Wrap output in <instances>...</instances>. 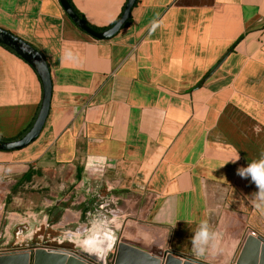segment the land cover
Listing matches in <instances>:
<instances>
[{"label": "crops", "instance_id": "0c3cea01", "mask_svg": "<svg viewBox=\"0 0 264 264\" xmlns=\"http://www.w3.org/2000/svg\"><path fill=\"white\" fill-rule=\"evenodd\" d=\"M72 2L106 28L127 0ZM0 28L42 53L53 83L39 138L0 151V182L11 181L0 246H21L16 227L42 220L83 246L103 228L160 260L204 264H232L248 236L264 239L258 189L237 175L264 154V0H138L110 40L82 31L60 0H0ZM42 100L35 69L0 45V138L24 132ZM99 194L103 210L87 208ZM203 220L221 243L197 256Z\"/></svg>", "mask_w": 264, "mask_h": 264}, {"label": "water", "instance_id": "95a60500", "mask_svg": "<svg viewBox=\"0 0 264 264\" xmlns=\"http://www.w3.org/2000/svg\"><path fill=\"white\" fill-rule=\"evenodd\" d=\"M137 1L127 0L119 20L111 28L97 32L77 15L68 0H60L65 13L74 24L97 40H110L115 37L124 28ZM0 43L13 50L33 67L43 86V100L31 129L18 140L0 139V151H20L39 138L48 119L53 92L51 72L42 53L23 39L2 28H0ZM96 233L91 232L90 236L95 238V242L83 246L86 247L84 250L49 252L42 247L31 246L29 247L31 249L26 253L0 257V264H204L190 258H184L185 261H182L181 258H176L171 253H167L164 259L160 260L137 247L123 241L120 242L119 233L114 234L103 228H99V231L96 230ZM102 234L110 237L106 245H102L103 241H98ZM85 244L89 243L85 242ZM232 264H264V239L253 234L248 236L240 256Z\"/></svg>", "mask_w": 264, "mask_h": 264}, {"label": "flooded vegetation", "instance_id": "af4514ba", "mask_svg": "<svg viewBox=\"0 0 264 264\" xmlns=\"http://www.w3.org/2000/svg\"><path fill=\"white\" fill-rule=\"evenodd\" d=\"M104 199L99 195L90 196L86 202L85 206L87 208L92 207L94 211L98 209L103 210ZM98 222L103 220V216H98ZM97 222V221H96ZM93 224V223H92ZM97 224V223H96ZM38 230V232H36ZM35 232V233H34ZM92 231L89 232L91 234ZM12 244L21 245V246H55L60 248H66L71 251H80L86 249L83 247L81 242L76 241L68 236L67 230H59L53 227V224L50 220H42L36 225L30 224H19L15 230V236L11 241Z\"/></svg>", "mask_w": 264, "mask_h": 264}, {"label": "clouds", "instance_id": "9594fccd", "mask_svg": "<svg viewBox=\"0 0 264 264\" xmlns=\"http://www.w3.org/2000/svg\"><path fill=\"white\" fill-rule=\"evenodd\" d=\"M240 159L237 152L236 157L231 162H236ZM237 175L241 178H250L256 185L258 191L252 195L253 206L264 212V154L260 158L248 163L247 167L237 169ZM221 238L208 223L203 220L199 223L191 238V246L193 252L197 256H204L209 253H215L220 249Z\"/></svg>", "mask_w": 264, "mask_h": 264}, {"label": "built area", "instance_id": "2783aa9c", "mask_svg": "<svg viewBox=\"0 0 264 264\" xmlns=\"http://www.w3.org/2000/svg\"><path fill=\"white\" fill-rule=\"evenodd\" d=\"M11 181L8 179V183L5 181L0 182V211H2L5 207V197L7 196V192L9 194V187H10ZM8 188V189H7ZM37 248V247H35ZM32 248V249H35ZM46 250L49 251H55V252H65V251H71L66 248H60V247H55V246H45L42 247ZM31 248L23 247V246H13V247H8V246H0V257L3 256H10V255H18V254H23L26 253L30 250Z\"/></svg>", "mask_w": 264, "mask_h": 264}, {"label": "trees", "instance_id": "16d2710c", "mask_svg": "<svg viewBox=\"0 0 264 264\" xmlns=\"http://www.w3.org/2000/svg\"><path fill=\"white\" fill-rule=\"evenodd\" d=\"M69 1V3H70V5L72 6V8L74 9V11L77 13V15L88 25V26H90L93 30H95V31H97V32H101V31H105V30H107V29H109V28H111L118 20H119V18L121 17V15H122V13H123V11H122V13H121V15H120V17L118 18V20L117 21H115L112 25H110L109 27H106V28H99V27H95V26H93V25H91L90 23H88L87 21H86V19L84 18V16L76 9V7L74 6V4H73V2H72V0H68ZM125 7V6H124ZM124 10V9H123ZM131 22V16H130V18L128 19V21L126 22V24H125V26H127L129 23ZM124 26V27H125ZM0 45H2L3 47H5L6 49H8L9 51H11V52H13L14 54H16L13 50H11L10 48H8V47H6L5 45H3V44H1L0 43ZM17 55V54H16ZM34 123V122H33ZM33 123L24 131V132H22V133H20L19 135H17L16 137H14V138H9V139H6V138H0L1 140H5V141H14V140H18V139H20V138H22L30 129H31V127L33 126Z\"/></svg>", "mask_w": 264, "mask_h": 264}, {"label": "rangeland", "instance_id": "374dc122", "mask_svg": "<svg viewBox=\"0 0 264 264\" xmlns=\"http://www.w3.org/2000/svg\"><path fill=\"white\" fill-rule=\"evenodd\" d=\"M15 193H13V195H14Z\"/></svg>", "mask_w": 264, "mask_h": 264}]
</instances>
